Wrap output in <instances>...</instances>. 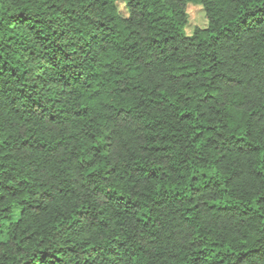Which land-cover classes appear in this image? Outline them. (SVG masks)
<instances>
[{
	"label": "trees",
	"instance_id": "1",
	"mask_svg": "<svg viewBox=\"0 0 264 264\" xmlns=\"http://www.w3.org/2000/svg\"><path fill=\"white\" fill-rule=\"evenodd\" d=\"M0 230V264H264V0H0Z\"/></svg>",
	"mask_w": 264,
	"mask_h": 264
},
{
	"label": "rangeland",
	"instance_id": "2",
	"mask_svg": "<svg viewBox=\"0 0 264 264\" xmlns=\"http://www.w3.org/2000/svg\"><path fill=\"white\" fill-rule=\"evenodd\" d=\"M120 9L124 11L123 5H119ZM188 13H189V23L186 27V32L188 34H191L192 31L195 29V27H203L206 25V17L205 12L201 8V6L190 4L188 7ZM6 237L5 231L0 230V238L4 239Z\"/></svg>",
	"mask_w": 264,
	"mask_h": 264
}]
</instances>
